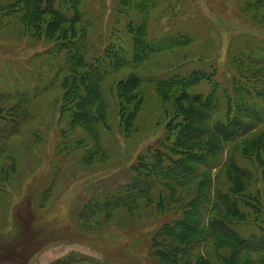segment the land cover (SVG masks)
<instances>
[{
  "label": "rangeland",
  "instance_id": "rangeland-1",
  "mask_svg": "<svg viewBox=\"0 0 264 264\" xmlns=\"http://www.w3.org/2000/svg\"><path fill=\"white\" fill-rule=\"evenodd\" d=\"M27 2L0 0V260L264 264V0H78L80 19L59 21L48 33V11L33 7L36 20L22 18L45 0ZM50 3L60 17L77 11L73 0ZM156 42L174 46L143 50ZM119 54L126 65L102 68ZM88 69L105 74L88 81ZM192 72L208 74L187 89L215 95L210 126L224 119L228 96L244 100L256 118L262 109L261 123L229 142L203 140L216 151L214 163L184 184L156 178L147 194L121 199L136 178L149 182L140 161L163 140L175 106L186 104L177 103L178 89L158 82ZM131 75L139 82L124 97L119 87ZM127 109L125 127L120 112ZM227 197L242 217L228 214ZM210 220L228 225L233 240L206 228ZM165 244L182 256L154 251Z\"/></svg>",
  "mask_w": 264,
  "mask_h": 264
},
{
  "label": "trees",
  "instance_id": "trees-1",
  "mask_svg": "<svg viewBox=\"0 0 264 264\" xmlns=\"http://www.w3.org/2000/svg\"><path fill=\"white\" fill-rule=\"evenodd\" d=\"M78 0H73L74 5H71V8H76V3ZM29 2V0H28ZM27 2V4H28ZM48 8V10H45L44 7ZM51 3L50 0H45V4L42 6L38 5H29L28 9L23 14V19L28 20L30 23H33L32 20H36L34 17V14H28L30 10H33V7L36 9V13H45L48 11V13L52 14L50 18L47 20V24L45 25V33H48L50 31L53 32V29L55 26H57L59 21H68L69 23H73L75 21H78L80 18L79 10L74 12L73 16H65L62 15L61 17L57 13L58 11L51 10ZM34 11V10H33ZM59 16V17H57ZM57 17V18H56ZM66 17H69L70 19H67ZM78 18V19H77ZM39 26V25H37ZM59 37L67 38V33H57ZM174 42H169L167 44H164L162 42H156L151 44L149 47H143V50L147 51H153L158 52L164 48H167L170 45H173ZM174 46V45H173ZM117 48H120V46H117ZM123 48V46H122ZM121 49V48H120ZM136 49L134 50L132 48L131 53V59L133 61V65H136L139 63V56H136ZM77 56V54H75ZM80 55V53L78 54ZM138 57V60H136ZM243 60L250 62V58H247V56H242ZM126 56L123 54L114 55L109 58H107L104 62L101 63L102 68L108 69V67L117 68L126 65L127 60ZM253 64H260L263 63L259 60L252 61ZM264 64V63H263ZM92 68L96 69L99 67L94 66L91 64ZM94 69H88L87 74H84V78L88 81H100L103 77L102 74H105V71H95ZM118 69V68H117ZM208 74L206 73H196L193 72L187 75H180L177 77H171L170 79H164L160 80L159 85L166 88L167 90L172 89H178V98L177 103H179L181 100H185V105H177L175 106V113L173 116L170 117V121L167 124L166 133L163 137L162 141H159L157 144V147H151L148 149L152 150V154H146L143 156L142 160L140 161V170L141 173L143 171H147L150 175V179L148 180V183L141 182L140 180H133V182L130 184V187L125 190L122 195L121 199L128 200L130 196L138 197L142 194H145L148 189L154 184L156 181V178L161 179L162 182L165 183H175L176 185H182L186 181H189L194 174V170H197L198 167L209 168L214 163L211 162L212 159L216 156V151L212 150L211 147L207 148V146L203 145V140L206 142H209L210 146L213 145L216 140H221L222 142H229L235 139L236 137H239L243 135L245 132L250 130V127L257 126L256 124L261 123L262 109H257L254 111H257L259 118H256L253 113L246 114V107H241L245 104V101L242 99H237L235 97L237 103H235L234 99L232 100V96H228L226 99V108L224 112V119H218L215 122H213L212 126H210V122L208 123V119L210 116V112L212 111V108L214 104L216 103L215 95L206 94L201 95L200 93H190L188 91V87L195 85L199 83L201 78L207 79ZM139 82V78L135 75H131V77L127 78L125 81L122 82V85L119 87V91L121 94H123L124 97H126L127 93H131V91L135 90L137 84ZM247 86V85H246ZM243 87V88H246ZM242 87H239L237 94H240ZM247 89V88H246ZM243 92V91H242ZM245 93V92H244ZM246 94V93H245ZM254 109V108H253ZM245 112V113H244ZM130 111L127 109L124 112H120V122L126 127L125 122L130 120ZM179 118V119H178ZM237 119V120H236ZM126 120V121H125ZM125 121V122H124ZM202 142V146L199 148V144ZM207 148V149H206ZM185 151V152H184ZM178 152L180 153H187L186 156L178 155ZM150 153V152H149ZM226 165H231L226 164ZM144 175V174H140ZM139 177V175H138ZM143 183V186L139 188L137 193L130 194L129 190L134 191V187L137 186V184ZM163 183V184H165ZM150 186V187H149ZM148 193V192H147ZM146 193V194H147ZM233 193H238V196L241 195V191H236ZM208 193L207 192H201L198 193L199 199L201 201H207ZM197 199V200H199ZM216 196L213 198V203H217ZM195 201V200H190ZM234 199H230L227 197L226 208H228V214L230 213V216H234L233 214H236L237 217H242V214L244 212L238 213L236 209V206L233 203ZM203 203V202H201ZM232 210V214H231ZM234 210V211H233ZM240 214V215H238ZM199 216V213L197 212L196 217ZM196 219V218H195ZM197 221V227L195 230L200 229V222L199 219H196ZM228 225L220 222L209 221L208 226L206 228H211V231L214 229L222 228L225 230V235L223 233H216L218 235H224L229 240H233V237L235 236L234 233H231V229L227 227ZM172 228L177 229H186L188 232L195 231L193 228L186 227L184 228L181 225H172ZM206 230V229H205ZM203 232V231H202ZM208 232V231H207ZM207 232L205 231L203 236H206ZM174 241V238H172ZM182 239V238H181ZM198 240V237L195 238L194 242ZM155 250L157 252H164L166 251H172L174 254L175 252L179 253V247L173 246L171 244H165L163 247L155 246ZM161 254V253H160ZM162 255V254H161ZM175 255V254H174ZM180 256H182L179 253ZM165 256V255H164ZM168 261L174 263L175 259L170 258ZM178 261V260H177ZM179 264H186V262L182 263L181 261L178 262Z\"/></svg>",
  "mask_w": 264,
  "mask_h": 264
},
{
  "label": "water",
  "instance_id": "water-1",
  "mask_svg": "<svg viewBox=\"0 0 264 264\" xmlns=\"http://www.w3.org/2000/svg\"><path fill=\"white\" fill-rule=\"evenodd\" d=\"M0 264H15V263L7 262V261H1V260H0Z\"/></svg>",
  "mask_w": 264,
  "mask_h": 264
}]
</instances>
